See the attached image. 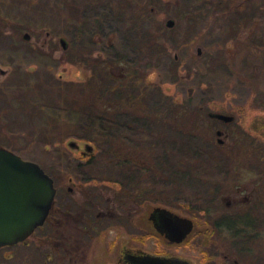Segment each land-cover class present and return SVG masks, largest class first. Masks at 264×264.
<instances>
[{"label": "rangeland", "instance_id": "374dc122", "mask_svg": "<svg viewBox=\"0 0 264 264\" xmlns=\"http://www.w3.org/2000/svg\"><path fill=\"white\" fill-rule=\"evenodd\" d=\"M152 1L149 18L131 33L121 15L124 0H0V145L55 179L52 206L62 210L58 223H66V229L45 225L24 243L2 246L0 264H116L124 247L195 264H264V243L254 244L246 259L232 254L230 242L213 229L235 199L238 170L257 174L264 165V0ZM152 32L163 52L139 56L137 45ZM123 55L146 74L148 88L137 106L146 116L121 125L119 115L109 125L119 150L113 158L106 146L81 137L93 130L90 102L113 99L94 97L100 73L121 77ZM210 112L234 118L225 122ZM174 118L185 124L181 134L185 127L199 134L196 141L176 134ZM127 156L150 169L133 183L146 192L139 208L121 193L132 173ZM180 164L195 181L173 186ZM156 206L194 218V231L205 235L167 242L149 221ZM72 217L86 222L83 230L68 227Z\"/></svg>", "mask_w": 264, "mask_h": 264}, {"label": "water", "instance_id": "95a60500", "mask_svg": "<svg viewBox=\"0 0 264 264\" xmlns=\"http://www.w3.org/2000/svg\"><path fill=\"white\" fill-rule=\"evenodd\" d=\"M167 26L173 27L175 20L169 18ZM25 38L29 34L25 33ZM64 48L65 38L60 39ZM210 116L225 122L233 115L210 112ZM221 130L217 133L221 134ZM75 146V142L70 143ZM94 146L87 143L85 149L91 152ZM57 189L54 179L37 162L24 159L19 154L0 145V248L25 241L49 215ZM150 218L158 231L172 243L182 242L193 229V220L167 207L156 206ZM139 264H187L181 259L163 255L144 254L136 258Z\"/></svg>", "mask_w": 264, "mask_h": 264}, {"label": "trees", "instance_id": "16d2710c", "mask_svg": "<svg viewBox=\"0 0 264 264\" xmlns=\"http://www.w3.org/2000/svg\"><path fill=\"white\" fill-rule=\"evenodd\" d=\"M152 3V0H124V2L121 3V15H123L125 20H127V23L130 26L129 28L131 33L138 32L142 23L146 20L147 17L149 18V15L152 11ZM195 9L197 10L196 7H194V10ZM190 10L191 6L189 7V11ZM193 33L195 34V32ZM156 38V32H152L151 34L149 33L148 35L143 36L141 39V43L137 45V50H139L138 55L140 56V54L145 55L150 53L152 55L151 57H153L158 56L160 53H162L164 50L163 46L158 43V40ZM121 61H124V63L126 62V70L124 71V74L121 75V77H114L109 72H105L104 74L100 73L101 81L97 83V89L99 90L96 89L97 93L93 92V95L94 97H96V99H98L100 96H106V98L113 97V99H109L104 103L99 102L98 100L90 102L91 107L94 109L92 112L96 116L93 118L91 124H89L93 130L88 135L81 137L82 139L93 142L98 148L106 146L107 148L105 150L108 152V155H111L113 158H117L119 150L117 147L118 143L116 142V135L114 133L110 134L109 131L111 130V127L109 125L118 123L120 121V119H118L119 115H121V125L125 120L133 121L137 124L139 122L143 123L146 116L144 115V111H140V108L138 109L137 107L141 103V97L139 96L140 91L141 93H144L148 88L147 84L145 83L146 74H144V72H141V69L139 70V67L134 64V61L132 62L131 60H126L125 55L121 56ZM191 125H194V123H192ZM171 126L173 129H175V131H177L176 134L180 135L182 138L187 137L189 141H196L197 135H199L194 130L185 131L187 127L183 129L185 134H181V128L184 127L185 124L181 126V124L177 122V118L173 119V123ZM186 145L191 147V144L186 143ZM90 155L88 160L89 162H92L94 154ZM164 155L162 157L165 159L167 156V152ZM134 160L135 159H132L129 156H127L126 159H123L124 164H127V162H133V165L132 169H130L132 173L128 177V184L125 185L126 188L124 187L123 183H121V193L126 196L129 203H134V207L139 208L140 206L145 204L147 200L146 192L143 188H138V190H135L138 185L136 184L135 187L133 183H135L134 181L138 176H140V178L141 176H148L150 169ZM153 170H151L152 173ZM191 177L192 175H188L187 170L184 169V166L182 168V164H180L179 167L175 168L172 172V184L173 186H176L178 184L181 185L185 178H189L190 182L195 181ZM178 178L180 180H178ZM129 184L134 185V188H131ZM198 196H195L196 200H202V198ZM159 199L160 198H158V200ZM211 200H213V197ZM198 206L201 207L200 204H198ZM201 208H203V206ZM206 209L209 210L211 209V207H206ZM55 213L56 211H54V214ZM76 222H78V220ZM78 224L84 225L85 222H80ZM79 228L81 227L79 226ZM62 237L63 236H61V238ZM71 238L72 236L69 235L65 239L69 241V239ZM61 241H64L63 243L66 244L65 240ZM71 245H73L74 247L73 243H71Z\"/></svg>", "mask_w": 264, "mask_h": 264}, {"label": "flooded vegetation", "instance_id": "af4514ba", "mask_svg": "<svg viewBox=\"0 0 264 264\" xmlns=\"http://www.w3.org/2000/svg\"><path fill=\"white\" fill-rule=\"evenodd\" d=\"M67 48L68 47H63V49ZM258 169L259 173L257 174H251L250 171H247V173H243L246 172V170H243L242 172L241 170H238V175L235 177V179L237 180H235V185L233 188V193L236 194L234 196L235 199L233 200V202L227 203V206L224 207V211L221 212L213 222V229L215 231V234L218 235L220 241H229L231 246L233 247L232 254H236L241 257L243 256L246 259H249V257L254 254V244L264 243V165H261V167H258ZM55 199L53 201V205ZM200 210L206 211L208 209L201 208ZM209 210L212 211V209ZM54 211H56L55 215H53ZM59 213H62L61 208L52 206L45 223L38 228H42L45 225L53 226L54 228H64L66 223H58V216H60ZM209 213L211 212L209 211ZM150 214L149 221L152 224L154 232L162 235L167 240V242L174 244L170 242L164 234L158 231L154 221L150 218ZM76 218L72 217L74 223L67 222L68 227L71 228L73 225L75 226V228H77L80 226V224H78L80 222H76ZM191 219L193 220L194 226L191 232H189L186 238L183 240L186 243L190 240L191 237H199L205 235V232H201L200 230L194 231L196 222L194 218ZM25 241H27V239ZM25 241H23L22 243H24ZM78 246L81 247L80 241ZM144 254L148 253L143 251L142 249H130L124 247L122 256H120L116 264H139L137 263L136 258ZM166 257L181 259L183 261H186L187 264H195L192 260H190V258H182L173 255H166Z\"/></svg>", "mask_w": 264, "mask_h": 264}]
</instances>
